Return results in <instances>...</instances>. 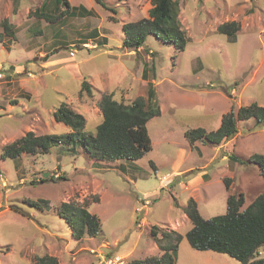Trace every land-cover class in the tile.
Listing matches in <instances>:
<instances>
[{
	"label": "rangeland",
	"instance_id": "rangeland-1",
	"mask_svg": "<svg viewBox=\"0 0 264 264\" xmlns=\"http://www.w3.org/2000/svg\"><path fill=\"white\" fill-rule=\"evenodd\" d=\"M44 1L0 0V33L4 19L15 32L0 41V264H31L44 254L59 264H99L101 253L129 264L163 253L152 225L162 243V231L172 243L180 235L173 264H241L191 247L183 207L193 197L209 218L225 212L229 193L242 192L244 208L264 191L259 167L248 160L264 153V123L238 120L235 135L219 144H190L184 131L216 129L231 107L264 106V0H174L187 37L181 51L154 35L138 50L122 45V24L147 17L150 0H101L106 7L68 0L91 13L53 24L30 15ZM227 21L239 24L234 36L216 30ZM83 80L90 91L81 89ZM103 92L125 103L149 92L159 104L160 114L147 121L151 149L140 158L97 159L82 144L63 143L42 154L1 156L6 143L28 131L67 132L52 116L63 101L95 132ZM72 200L99 217L95 236L75 238L58 215L57 207Z\"/></svg>",
	"mask_w": 264,
	"mask_h": 264
},
{
	"label": "trees",
	"instance_id": "trees-1",
	"mask_svg": "<svg viewBox=\"0 0 264 264\" xmlns=\"http://www.w3.org/2000/svg\"><path fill=\"white\" fill-rule=\"evenodd\" d=\"M96 2L106 7L101 0ZM150 3L147 17L122 24L124 35L122 45L131 50H138L148 35H154L161 41L172 43L178 51L183 50L187 37L178 18L177 2L150 0ZM90 13L91 10L84 6H70L68 0H45L30 15L43 18L53 24L67 16ZM1 24L3 33H0V41L2 34L14 36L12 24L6 19ZM216 30L234 36V33L239 30V24L236 21L223 22L217 26ZM81 89L90 91V85L83 80ZM149 92L145 98L137 96L129 103L116 100L112 93H101L98 107L102 120L97 124L95 132H87L85 117L63 101L52 112V116L56 122L68 127L67 132L54 135L35 134L28 131L23 136L6 143L2 147L1 156L15 159L22 153L42 154L48 152L52 145L63 143L72 147L82 144L84 150L97 159H138L151 149L147 121L160 114L159 104L153 101V94ZM250 118L255 119L256 125L263 124L264 106L252 102L248 106H240L237 111L231 107L222 114L216 129L206 130L198 126L186 129L184 136L190 144L195 141L219 144L222 140L235 135L238 120ZM230 157L236 161L240 160L233 155ZM248 160L259 167V173L264 179V153H252ZM223 181L228 189L230 178H224ZM93 200L97 201L98 196L96 195ZM41 203L47 206L48 200H43ZM243 204L242 192L229 193L226 197L225 212L204 218L198 210L196 201L193 197H189L183 207V212L191 223V227L185 232L189 245L198 250L224 253L240 262L248 256L245 264H264V255H258L259 248L264 245V191L244 208H242ZM56 210L69 226L72 236L77 239L84 234L95 236L101 228L99 217L89 211L85 201L84 203H75L73 200L62 202ZM150 233L163 253L160 256L152 255L144 259H134L129 264H173L180 235L176 233V242L172 243L169 241L170 234L162 231L161 236L167 242L162 243V239L157 237L155 225L150 228ZM31 264H59V262L55 256L44 254L37 257Z\"/></svg>",
	"mask_w": 264,
	"mask_h": 264
},
{
	"label": "built area",
	"instance_id": "built-area-1",
	"mask_svg": "<svg viewBox=\"0 0 264 264\" xmlns=\"http://www.w3.org/2000/svg\"><path fill=\"white\" fill-rule=\"evenodd\" d=\"M99 264H127V261L120 255L101 253L99 255Z\"/></svg>",
	"mask_w": 264,
	"mask_h": 264
},
{
	"label": "water",
	"instance_id": "water-1",
	"mask_svg": "<svg viewBox=\"0 0 264 264\" xmlns=\"http://www.w3.org/2000/svg\"><path fill=\"white\" fill-rule=\"evenodd\" d=\"M247 258L248 256H246L242 261H241V264H245L247 262Z\"/></svg>",
	"mask_w": 264,
	"mask_h": 264
},
{
	"label": "crops",
	"instance_id": "crops-1",
	"mask_svg": "<svg viewBox=\"0 0 264 264\" xmlns=\"http://www.w3.org/2000/svg\"><path fill=\"white\" fill-rule=\"evenodd\" d=\"M187 219H188V217H187ZM189 220V219H188Z\"/></svg>",
	"mask_w": 264,
	"mask_h": 264
},
{
	"label": "clouds",
	"instance_id": "clouds-1",
	"mask_svg": "<svg viewBox=\"0 0 264 264\" xmlns=\"http://www.w3.org/2000/svg\"><path fill=\"white\" fill-rule=\"evenodd\" d=\"M263 256V255H262ZM128 263V262H127Z\"/></svg>",
	"mask_w": 264,
	"mask_h": 264
}]
</instances>
